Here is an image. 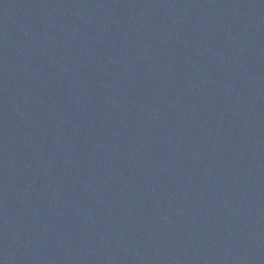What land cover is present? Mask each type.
I'll return each mask as SVG.
<instances>
[{
  "label": "water",
  "instance_id": "obj_1",
  "mask_svg": "<svg viewBox=\"0 0 264 264\" xmlns=\"http://www.w3.org/2000/svg\"><path fill=\"white\" fill-rule=\"evenodd\" d=\"M0 264H264V0H0Z\"/></svg>",
  "mask_w": 264,
  "mask_h": 264
}]
</instances>
